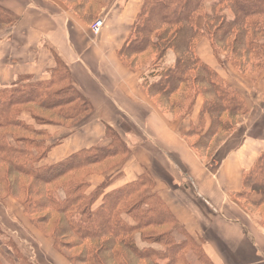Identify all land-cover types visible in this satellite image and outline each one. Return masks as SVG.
<instances>
[{
  "label": "crops",
  "instance_id": "1",
  "mask_svg": "<svg viewBox=\"0 0 264 264\" xmlns=\"http://www.w3.org/2000/svg\"><path fill=\"white\" fill-rule=\"evenodd\" d=\"M143 2L104 0L92 20L80 16L66 0H0L13 20L0 26V88L22 77L47 80L59 59L90 111L69 127H46L52 148L43 163L107 147L116 139L126 147L125 154L90 167L87 193L103 188L107 194L143 182L139 191L156 197L174 220L158 231L171 232L179 240L188 236L209 264H264L263 205L256 194L248 200L241 196L244 174L264 154V77L242 75L223 61V54L217 58L209 41L201 38L195 54L242 97L246 113L223 115L231 128L206 134L210 119L201 113V96L186 116L165 111L142 86L151 57H138L132 69L119 55ZM208 12L209 3L202 13ZM97 20L103 24L94 35L91 28ZM164 61L172 65L174 53L168 51ZM20 119L27 125L32 121L27 112ZM120 218L134 224L124 213ZM0 221L14 229L22 243H34L23 247L31 264H74L28 223L14 199L0 203ZM134 242L138 249H160L143 242L141 231L134 234ZM186 260L201 264L191 251Z\"/></svg>",
  "mask_w": 264,
  "mask_h": 264
},
{
  "label": "trees",
  "instance_id": "2",
  "mask_svg": "<svg viewBox=\"0 0 264 264\" xmlns=\"http://www.w3.org/2000/svg\"><path fill=\"white\" fill-rule=\"evenodd\" d=\"M66 1L92 20L104 6V0ZM208 3L210 12L202 13ZM12 22L10 12L0 6V26ZM201 38L242 75L264 77V0H144L119 55L132 69L138 57H151L142 86L165 111L186 116L201 96V113L210 119L206 134H213L231 128L223 115L242 116L246 108L242 97L195 54ZM168 51L175 55L172 65L164 61ZM49 74L47 80L22 77L0 88V201L14 199L28 223L74 264H189V251L201 264H209L188 236L179 240L171 232L158 231L174 220L156 197L139 191L143 182L107 194L103 188L87 193L90 167L125 154L118 140L51 165L43 163L52 148L49 136L22 122L21 113L35 120L39 115L33 113L38 112L47 126L69 127L90 111L59 59ZM243 186L246 200L251 192H262L264 227V154L244 174ZM122 213L134 224L122 221ZM138 231L143 242L160 249H138Z\"/></svg>",
  "mask_w": 264,
  "mask_h": 264
},
{
  "label": "rangeland",
  "instance_id": "3",
  "mask_svg": "<svg viewBox=\"0 0 264 264\" xmlns=\"http://www.w3.org/2000/svg\"><path fill=\"white\" fill-rule=\"evenodd\" d=\"M221 55V54H220ZM148 72H150V69H148ZM34 115L38 116L35 118V120L31 121V124L29 125L32 129L38 131L39 133H45L46 132V120L39 118L42 117L41 114H38V112L33 113ZM252 194H256L261 199L262 192L253 191L248 195V199L252 196ZM0 203H3V201H0ZM244 210L252 215L250 212V206L247 204L244 205ZM18 226V225H16ZM23 226V225H22ZM24 227V226H23ZM14 230V229H13ZM12 230V231H13ZM12 231L6 226V223L0 221V262L3 264H31L29 262V258H27L26 251L23 249L24 246L31 247L32 241L29 239V242H26L25 244L21 242V237L13 235ZM145 235H150L149 233H146ZM154 239L152 238V241ZM28 244V246H27ZM150 250H153L151 248H145ZM26 255V256H25ZM6 262V263H5Z\"/></svg>",
  "mask_w": 264,
  "mask_h": 264
},
{
  "label": "built area",
  "instance_id": "4",
  "mask_svg": "<svg viewBox=\"0 0 264 264\" xmlns=\"http://www.w3.org/2000/svg\"><path fill=\"white\" fill-rule=\"evenodd\" d=\"M102 24H103L102 20H97V21L94 23V25H93L92 28H91V31H92V33H93L94 35H97V34L100 32V29H101V27H102Z\"/></svg>",
  "mask_w": 264,
  "mask_h": 264
}]
</instances>
